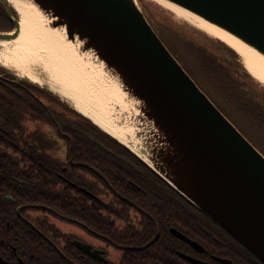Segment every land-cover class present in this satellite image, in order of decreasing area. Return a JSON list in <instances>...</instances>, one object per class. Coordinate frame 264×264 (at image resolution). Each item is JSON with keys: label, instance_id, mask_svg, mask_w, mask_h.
<instances>
[{"label": "trees", "instance_id": "16d2710c", "mask_svg": "<svg viewBox=\"0 0 264 264\" xmlns=\"http://www.w3.org/2000/svg\"><path fill=\"white\" fill-rule=\"evenodd\" d=\"M142 4L186 71L264 154V86L237 51ZM12 28L0 0V31ZM31 208L81 224L120 248L121 260L92 258L72 244L73 234L46 216L32 218ZM171 228L206 250L197 252ZM181 252L262 264L91 119L52 91L0 69V257L8 264H193Z\"/></svg>", "mask_w": 264, "mask_h": 264}, {"label": "water", "instance_id": "95a60500", "mask_svg": "<svg viewBox=\"0 0 264 264\" xmlns=\"http://www.w3.org/2000/svg\"><path fill=\"white\" fill-rule=\"evenodd\" d=\"M4 1L15 29L0 32V41L14 40L21 33V18L13 15V3ZM31 1L51 20L49 26L65 28L66 39L81 42L80 51L92 53L134 99L131 110L117 106L112 114L120 117L118 123L127 132L128 141L135 142L142 152L127 140L123 143L264 264V154L200 88L137 0ZM168 1L264 56V0ZM124 112L134 120L124 123ZM171 232L195 250L204 251L198 241L176 228ZM73 245L94 258L107 260L102 250L85 242L75 240ZM181 255L193 264H211ZM218 260L234 264L228 259ZM0 264L7 262L0 257Z\"/></svg>", "mask_w": 264, "mask_h": 264}, {"label": "bare ground", "instance_id": "6f19581e", "mask_svg": "<svg viewBox=\"0 0 264 264\" xmlns=\"http://www.w3.org/2000/svg\"><path fill=\"white\" fill-rule=\"evenodd\" d=\"M155 1L173 11L177 17L204 29L232 46L243 57L246 67L264 81L263 55L230 33L194 13L168 0ZM9 2L13 3L20 13L21 33L14 40L0 41V44L5 46L4 59L0 61L2 65L19 77L43 84V79L39 78L37 73H34L30 67L33 64L42 65L45 74H48V81L56 82L65 89V91L52 90L71 98L81 112L90 118L94 117L95 119H92L96 123L118 139L128 141V138L124 137V133L126 135L127 132L118 127L113 119H107L108 121H106V118L101 117L97 119L98 116L96 115L105 117L102 109L107 110L106 107L109 105L111 107L114 105L113 111L117 106L124 109V111H129L136 104L134 99L124 92L118 77L113 76L111 71H107L106 76H104L102 72L104 65L95 60L92 53L81 52V42H69L66 39L65 28L53 29L49 26L48 23L51 20L42 14L31 0H9ZM101 79L107 82V84L102 82L105 87L107 85L105 89L99 85L98 80ZM45 85L57 87L55 83ZM111 98L113 101H111ZM94 100H96V105H92ZM108 102L110 104L106 105ZM125 115L124 119L127 120L124 123L130 119L134 120L130 113L125 112ZM126 125L124 124V126ZM130 132H133L132 128H130ZM128 142H131V140L129 139ZM132 146L135 148L134 145ZM135 149L139 153L142 152L139 146ZM145 157L148 159L147 155Z\"/></svg>", "mask_w": 264, "mask_h": 264}, {"label": "rangeland", "instance_id": "374dc122", "mask_svg": "<svg viewBox=\"0 0 264 264\" xmlns=\"http://www.w3.org/2000/svg\"><path fill=\"white\" fill-rule=\"evenodd\" d=\"M137 2L140 4V5H143L142 2H145V3H148L150 5H153L155 6L157 9H159L160 11H163L164 13H166L168 16H170L174 21H176L177 23L179 24H182L183 26L185 27H189L191 29H195L196 31H198L199 33H201L202 35L204 36H207L209 39H212V40H215V41H223L221 40L220 38H218L217 36H214L210 33H208L207 31H205L204 29L200 28V27H197L195 26L194 24L180 18V17H177L176 14L171 11L170 9L162 6L161 4H159L158 2H156L155 0H137ZM13 5V4H12ZM18 15H19V18H21L20 16V13L18 12ZM165 40V39H164ZM225 42V41H223ZM5 52V46L0 44V61H2L4 59V54ZM242 60L244 62V59L242 57ZM245 64V62H244ZM98 65V64H97ZM0 67L2 68H5L7 71H9V69H7L5 66L2 65V62H0ZM31 69L33 70L34 73H37V76H39V78H42L43 81V85L46 86V87H49L48 85H45L47 83H55L57 84V87H50L51 89H59V90H62V91H65L64 88H62L61 85H59L58 83L56 82H52V81H48L47 77H48V74H45L44 70H43V67L42 65H35L33 64L32 66H30ZM246 67V65H245ZM247 68V67H246ZM247 70L256 78V80L262 85L264 86V81L261 79V77H259L256 73L250 71L248 68ZM103 72V75L106 76L107 72L105 70L102 71ZM16 74V73H15ZM18 76V75H17ZM19 77V76H18ZM20 78H24V77H20ZM41 82V81H40ZM99 82V85L102 87V88H106V87L103 85V83L107 84L106 81H104L103 79L101 80H98ZM103 82V83H102ZM56 95L60 96L62 100L66 101L71 107H74L78 110H80L78 107H76V103L75 101H73L71 98L69 97H65L63 95L60 94V92H57V91H53ZM111 101H113V99L111 98ZM110 104L109 102L106 103V105ZM92 105H96V100H94L92 102ZM114 106V105H113ZM111 107V105H109L108 107H106L107 110L105 109H102L104 114H105V117L104 116H100L98 114H96L98 116L97 119H99L100 117L101 118H106V121H108L107 119H113L114 120V123L118 126H119V119L120 117L117 116V117H114L115 115H113V108L114 107ZM109 108V109H108ZM124 110V109H123ZM81 111V110H80ZM125 112H124V118H125ZM94 118V117H92ZM95 119V118H94ZM127 126V125H126ZM124 126V128L126 127ZM122 130H124L122 127H120ZM124 137L126 138L127 136L125 135L124 133ZM128 138V137H127ZM125 141V140H123ZM131 143L132 145L135 146V148H138V146H136L135 142H133L131 140ZM65 156V150L63 147H60L59 148V153H58V157H61L63 158ZM28 214L34 218V217H37V216H46L53 224H55L58 228H60L63 232L65 233H70V234H73L77 237H79V239L87 242L88 244L90 245H95V246H100V247H103V250L105 251V254L107 255L108 259L109 260H112L113 262H119L122 258V250L118 247H115L113 245H109L105 240L99 238L97 235H95L94 233H92L90 230H88L87 228H85L84 226H82L81 224L79 223H76V222H72L70 220H67V219H64V218H61L53 213H46L44 212V210H42L41 208H31L28 210Z\"/></svg>", "mask_w": 264, "mask_h": 264}, {"label": "flooded vegetation", "instance_id": "af4514ba", "mask_svg": "<svg viewBox=\"0 0 264 264\" xmlns=\"http://www.w3.org/2000/svg\"><path fill=\"white\" fill-rule=\"evenodd\" d=\"M14 29H15V26L12 28V30H14ZM12 30H11V31H12ZM109 245H110V244H109ZM92 246H93L94 248H98V249L104 251V250H103V247L95 246V245H93V244H92ZM104 252H105V251H104ZM215 257H222V256H213V261H215V262L218 263V264H221L218 260L215 259ZM222 258H226V259L232 260V261L234 262V260L231 259V258H228V257H222ZM206 260H208V259H206ZM110 261H112V260H110ZM112 262H113V261H112ZM114 263H116V262H114ZM234 263H235V262H234ZM235 264H236V263H235Z\"/></svg>", "mask_w": 264, "mask_h": 264}]
</instances>
